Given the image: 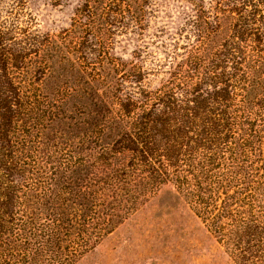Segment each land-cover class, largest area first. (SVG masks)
<instances>
[{
  "label": "trees",
  "instance_id": "16d2710c",
  "mask_svg": "<svg viewBox=\"0 0 264 264\" xmlns=\"http://www.w3.org/2000/svg\"><path fill=\"white\" fill-rule=\"evenodd\" d=\"M18 14L0 24V264H77L162 192L234 264H264V0H80L57 34Z\"/></svg>",
  "mask_w": 264,
  "mask_h": 264
},
{
  "label": "rangeland",
  "instance_id": "374dc122",
  "mask_svg": "<svg viewBox=\"0 0 264 264\" xmlns=\"http://www.w3.org/2000/svg\"><path fill=\"white\" fill-rule=\"evenodd\" d=\"M24 1V6L18 7L16 12L15 0H0V24L10 26L21 12L19 20L28 22L32 18L34 22L30 26L33 29L57 34L71 26L74 11L80 3V0ZM167 1L172 3V0ZM126 47L125 42L118 44L117 52L128 56ZM162 77H151L150 83L155 85ZM77 264L234 263L185 204L162 192Z\"/></svg>",
  "mask_w": 264,
  "mask_h": 264
}]
</instances>
